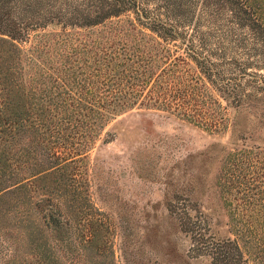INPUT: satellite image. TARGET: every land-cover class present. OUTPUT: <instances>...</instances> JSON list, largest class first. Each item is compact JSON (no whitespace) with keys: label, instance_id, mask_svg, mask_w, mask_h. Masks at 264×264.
I'll return each instance as SVG.
<instances>
[{"label":"trees","instance_id":"obj_1","mask_svg":"<svg viewBox=\"0 0 264 264\" xmlns=\"http://www.w3.org/2000/svg\"><path fill=\"white\" fill-rule=\"evenodd\" d=\"M44 1L0 0V227L12 218L46 264H116L112 253L100 257L110 246L86 169L95 144L112 140L101 138L109 122L143 108L225 132L233 111L261 112L264 66L226 68L193 25L148 18L139 0H99L77 18H44ZM201 8L227 12L264 55V0H202ZM172 9L191 6L174 0ZM124 12L136 18H118ZM216 184L230 221L223 237L190 198L168 204L189 254L252 264L258 235L264 258V147L226 151ZM130 237L122 229L121 244ZM5 242L0 234V250H10Z\"/></svg>","mask_w":264,"mask_h":264},{"label":"rangeland","instance_id":"obj_2","mask_svg":"<svg viewBox=\"0 0 264 264\" xmlns=\"http://www.w3.org/2000/svg\"><path fill=\"white\" fill-rule=\"evenodd\" d=\"M98 1L45 0L43 16L52 18L59 12L64 18H77ZM173 2L139 0V10L148 18L182 21L184 28L193 25L205 36L206 49L221 55L226 68L233 66V60L238 64L257 60L264 66L257 42L227 12L213 15L203 12L202 0H184L191 10L182 14L173 11ZM118 18L136 15L124 12ZM51 28L59 27L47 29ZM258 71L264 75V68ZM231 117V127L222 133L154 109H133L109 122L105 130L110 135L104 133L101 138L112 140L98 141L86 166L89 199L101 212L103 235L110 246L100 257L109 258L112 253L116 264H209L206 258L189 254V239L178 231L168 204L188 197L210 217L217 236L228 234L230 221L216 184L220 161L233 147H264V105L261 112L246 108L233 111ZM124 228L131 230L125 246L121 244ZM26 232L12 218L1 225L0 234L10 250H0V264H46ZM260 243L257 235L251 243L252 264H264L257 247Z\"/></svg>","mask_w":264,"mask_h":264}]
</instances>
